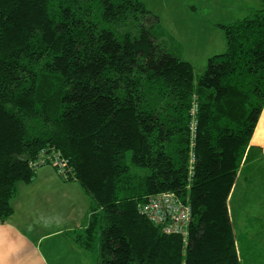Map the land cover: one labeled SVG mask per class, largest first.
<instances>
[{"label":"trees","instance_id":"1","mask_svg":"<svg viewBox=\"0 0 264 264\" xmlns=\"http://www.w3.org/2000/svg\"><path fill=\"white\" fill-rule=\"evenodd\" d=\"M261 1L216 25L227 49L196 77L141 0H0V224L31 164L60 152L59 178L90 201L72 239L83 251L99 241L97 264H242L230 203L258 157ZM163 193L190 207L185 236L141 213Z\"/></svg>","mask_w":264,"mask_h":264},{"label":"rangeland","instance_id":"2","mask_svg":"<svg viewBox=\"0 0 264 264\" xmlns=\"http://www.w3.org/2000/svg\"><path fill=\"white\" fill-rule=\"evenodd\" d=\"M141 1L159 16L160 26L170 35L173 53L193 65L196 77L205 72L210 58L227 49L224 32L214 26L244 18L248 11H241V5L257 8L261 5L256 0ZM255 140L250 151L252 154H257L253 148L258 151L256 160L253 158V162H258L246 165L230 203L242 264H264V115L256 129ZM98 250L99 241L92 251H84L83 257L68 255L65 251H58L57 255L63 256L64 262L69 264H97Z\"/></svg>","mask_w":264,"mask_h":264},{"label":"crops","instance_id":"3","mask_svg":"<svg viewBox=\"0 0 264 264\" xmlns=\"http://www.w3.org/2000/svg\"><path fill=\"white\" fill-rule=\"evenodd\" d=\"M168 34L161 25L157 35L171 49ZM12 205L14 214L0 224V264H69L58 251L83 257L71 234L85 226L90 201L77 182H64L53 167H41L33 183L18 185Z\"/></svg>","mask_w":264,"mask_h":264},{"label":"built area","instance_id":"4","mask_svg":"<svg viewBox=\"0 0 264 264\" xmlns=\"http://www.w3.org/2000/svg\"><path fill=\"white\" fill-rule=\"evenodd\" d=\"M35 169L51 166L58 177H68L70 162L60 152H42L40 159L31 164ZM141 213L155 225L161 227L165 233L185 236L190 221V207L185 205L175 195L163 193L150 197L141 205Z\"/></svg>","mask_w":264,"mask_h":264}]
</instances>
